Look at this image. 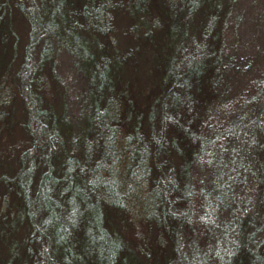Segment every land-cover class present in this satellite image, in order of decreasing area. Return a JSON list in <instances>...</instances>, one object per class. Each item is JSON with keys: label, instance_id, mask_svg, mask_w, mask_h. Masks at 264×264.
<instances>
[{"label": "trees", "instance_id": "trees-1", "mask_svg": "<svg viewBox=\"0 0 264 264\" xmlns=\"http://www.w3.org/2000/svg\"><path fill=\"white\" fill-rule=\"evenodd\" d=\"M242 1L0 0V136L18 93L30 137L0 173L30 255L11 264H264V69L227 78ZM54 46L85 73L70 142L42 98Z\"/></svg>", "mask_w": 264, "mask_h": 264}, {"label": "rangeland", "instance_id": "rangeland-1", "mask_svg": "<svg viewBox=\"0 0 264 264\" xmlns=\"http://www.w3.org/2000/svg\"><path fill=\"white\" fill-rule=\"evenodd\" d=\"M241 3L242 21L238 22L237 29L232 34L233 42H235V52L230 60L231 63H229L234 68L228 70L227 75L230 80L228 88L233 86L235 90H232L235 94L241 91L251 78L261 74L264 69L262 60L264 58V0H243ZM71 5L72 3L69 1L68 11L72 8ZM121 21L123 24L126 19ZM120 35L121 33L117 34L115 32L113 36L120 37ZM23 36L25 43L29 39V31L28 34L26 32ZM105 40L107 41L106 38ZM119 40L122 41V38H119ZM52 43L54 45L55 41L53 40ZM121 43H123L122 45L125 44L123 41ZM43 44L42 42L40 48L35 50L37 58L40 56ZM54 48L56 49L54 54L56 58L55 82H51L49 88H46L45 93H47V96L42 94V98L43 103L51 109L65 111V116L71 123V136L67 134L66 138L67 142H70L71 137L73 139L79 137L80 128L83 127L84 109H82V101L85 98V73L77 63L79 55L73 58L69 54L71 53L70 50L66 47L54 46ZM20 55L23 56L22 52H20ZM20 59V57L17 59L18 64L21 62ZM236 66H238V69H236ZM47 71L48 69L44 70V72ZM10 81H13V79L11 78ZM17 88L18 84L15 85L14 89V83H12L11 90L16 91ZM53 93H55L54 97L52 96ZM15 98V103L7 105V108L12 106L14 109L11 108L13 111V116L9 122L11 130H2L0 136V173L11 171L13 166L17 167L20 164L17 157L7 160L10 156L11 147L19 143L25 147L27 143L23 142L30 138L22 130L23 125L21 123L24 119L22 100L18 93H16ZM44 151L47 152L46 149ZM0 214V264H11L12 261L19 260L21 257H30L28 253L23 251L26 226L25 224L21 226V217L24 211L23 209L21 211L17 202L16 190L7 192L6 187L2 184L0 185Z\"/></svg>", "mask_w": 264, "mask_h": 264}]
</instances>
